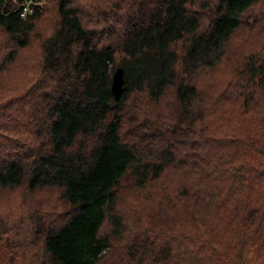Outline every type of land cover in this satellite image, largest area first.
Returning a JSON list of instances; mask_svg holds the SVG:
<instances>
[{
    "label": "trees",
    "instance_id": "obj_1",
    "mask_svg": "<svg viewBox=\"0 0 264 264\" xmlns=\"http://www.w3.org/2000/svg\"><path fill=\"white\" fill-rule=\"evenodd\" d=\"M94 2L0 0V45L12 47L0 71L17 50H40L27 93L0 102V187L60 192L62 210L31 220L40 264H100L112 248L106 221L127 241L111 264H264V46L240 56L221 92L200 79L264 0H103L93 14ZM170 89L176 105L165 110L157 103ZM140 93L156 107L140 119L137 102L127 118ZM128 175L145 211L125 218Z\"/></svg>",
    "mask_w": 264,
    "mask_h": 264
},
{
    "label": "rangeland",
    "instance_id": "obj_2",
    "mask_svg": "<svg viewBox=\"0 0 264 264\" xmlns=\"http://www.w3.org/2000/svg\"><path fill=\"white\" fill-rule=\"evenodd\" d=\"M94 1V3H91L87 7L90 13L96 14L97 11H100L99 7L102 4L105 7L107 6L102 3L103 0ZM198 6L199 1L196 4V8ZM82 9L84 10V8ZM253 12V16L251 18H246L244 21V28L242 27V29L237 32L231 44L226 47L221 61L214 68L202 70L200 79L203 85H209L211 89L212 84H214V90L221 92L229 82H232L231 80H236L234 72L238 64L241 66V61L243 60V58L240 59V56H246L252 52L257 53V50L260 49L261 46H264V32L261 31L257 33L256 30L255 32L251 30V27L260 20L262 23L261 26L264 27V5L259 4ZM41 23L46 27L43 29L49 30L50 32L55 23V12L48 11L44 13ZM260 33L262 34L261 36L255 37ZM0 38L4 42L7 41V37H4V35H0ZM257 38H261V43L259 45ZM35 46H37V43L17 50L14 61L5 65L4 69L0 71L1 104L7 105L5 101L10 100V97L15 93L19 96L27 93L30 81L35 74V68L38 66V58L40 56V50ZM11 48L4 50L5 46L0 45V59H2ZM179 49L182 50V47L180 46ZM140 95L142 98L131 95L130 99L133 98L129 100L130 104H127V118L131 116L128 113H134L138 110L133 111V108L138 104L137 102L140 104L144 103L140 111L133 114L139 116L140 119L147 117L148 115L146 113L149 114L150 110L156 107V104L152 102L145 93H140ZM203 96L205 95L201 94V97ZM174 102V92L170 89L157 105L162 109L169 110V107H175L176 104ZM33 110L34 107H31L29 113H32ZM155 111L156 110H154V112ZM152 118L154 119L155 115H152ZM123 136L128 137L129 140L134 138L132 136L130 120H126L125 122ZM126 178L123 179L120 186L121 200L119 201V207L121 211L126 214L124 217L129 218L136 214L135 210L143 214L145 208L140 204L144 202L141 192L138 191L136 193L133 186H131L133 181H130L129 175ZM59 197V189L53 187H40L37 189H31L25 185L0 187V230L3 232L5 231L4 234L0 235V259L2 257L9 258L11 261H6V264H40L42 262L45 258L42 244L38 242V240L36 241L38 234L35 231L33 233L30 228V226H33L31 220H33V217H36L35 213H41L49 217L52 215L54 209L62 210L63 206ZM151 204H153V202ZM151 204L148 206V209L151 207ZM156 206L157 202L154 207ZM16 224H18L17 228H14L13 226ZM4 226L7 227L8 230H4ZM111 228V224L106 221L103 232L110 234L112 248L106 253L105 258L100 264H111L119 255V252L121 255L125 252L123 246L127 241L125 242V238L122 241L117 240L114 234L111 233ZM17 233H20V238H12L13 235ZM22 233L24 234L23 238ZM6 244L8 246L7 250L5 249L7 248ZM15 244L19 246L18 250L14 249ZM114 248L119 252H115Z\"/></svg>",
    "mask_w": 264,
    "mask_h": 264
},
{
    "label": "water",
    "instance_id": "obj_3",
    "mask_svg": "<svg viewBox=\"0 0 264 264\" xmlns=\"http://www.w3.org/2000/svg\"><path fill=\"white\" fill-rule=\"evenodd\" d=\"M111 87H112L114 97L116 99H119L123 91L125 90V78H124L123 67L120 66L114 71Z\"/></svg>",
    "mask_w": 264,
    "mask_h": 264
},
{
    "label": "built area",
    "instance_id": "obj_4",
    "mask_svg": "<svg viewBox=\"0 0 264 264\" xmlns=\"http://www.w3.org/2000/svg\"><path fill=\"white\" fill-rule=\"evenodd\" d=\"M26 11H27V8L25 7V9L23 10L22 14L24 15Z\"/></svg>",
    "mask_w": 264,
    "mask_h": 264
}]
</instances>
